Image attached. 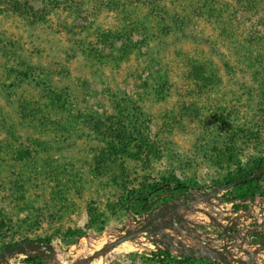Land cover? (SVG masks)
<instances>
[{"label": "rangeland", "instance_id": "obj_1", "mask_svg": "<svg viewBox=\"0 0 264 264\" xmlns=\"http://www.w3.org/2000/svg\"><path fill=\"white\" fill-rule=\"evenodd\" d=\"M263 159L264 0H0V252L50 239L70 264L140 217L137 197L154 208ZM225 192L221 213L239 205ZM139 241L102 264H221Z\"/></svg>", "mask_w": 264, "mask_h": 264}, {"label": "water", "instance_id": "obj_2", "mask_svg": "<svg viewBox=\"0 0 264 264\" xmlns=\"http://www.w3.org/2000/svg\"><path fill=\"white\" fill-rule=\"evenodd\" d=\"M263 175L264 164L247 177L219 184L209 191L168 192L166 196H173L172 200L159 204L149 211L144 210L142 215L133 219V223L121 234L93 253L78 257L70 264H91L127 241L142 243L143 241L138 242L141 238L153 243L156 250L169 251L190 258L211 260L221 264H264L262 257L264 221L258 222L256 218L246 220L256 216V209L253 206L258 200L264 201V195L260 193L250 198L230 201L232 206L234 202L248 204L238 210L232 207L221 213L215 209L224 203L221 200L223 192L233 189L241 182L258 179ZM155 201L149 202V205ZM198 204H204L205 207H199ZM262 209L264 211V207ZM194 213H203L210 219V223L217 227L213 232L216 236L212 233H199L198 229L205 226L188 219V216ZM246 245L254 249H248ZM17 255L41 257L42 264H61L57 260L55 247L48 241L27 240L5 248L0 252V264H15L11 260Z\"/></svg>", "mask_w": 264, "mask_h": 264}, {"label": "trees", "instance_id": "obj_3", "mask_svg": "<svg viewBox=\"0 0 264 264\" xmlns=\"http://www.w3.org/2000/svg\"><path fill=\"white\" fill-rule=\"evenodd\" d=\"M209 7H214V6H209ZM206 11H208L210 14L215 13L213 15V17L216 18V20L218 18H221L219 16V13H217V11H215V10H212L211 8L206 9ZM203 12H205V10ZM263 164H264V159L259 161V163H256L253 167L249 168L247 171H244L240 174H237L234 177H229L228 179H226V182L231 183V182H234L235 180H237L239 178L247 177V176L251 175L256 169H258ZM263 179H264V175L258 179L250 180L247 182H241L236 187H234L233 189L226 191L225 195L228 196V200H237V199L239 200V199L250 198V197L255 196L258 193H261L264 195V189L261 187V182ZM169 186H170L169 189L178 188L179 190H187L189 188V185H187V183L180 181V180H176V179ZM164 200L167 201V200H169V198H166ZM136 201H137L136 205H129L128 208L134 209L135 211H137L139 209H142V211L143 210L148 211L152 208V206H149L150 200L146 199V196L137 197ZM241 206H243V205L239 204L235 208L240 209ZM103 224H105V222H103ZM101 230H103V227H101L100 231ZM75 234H77V235H76L72 244H75L80 237V234L78 232H75ZM25 241H27V240H25ZM40 241H43V240H40ZM46 241L51 243L50 239H48ZM13 245H15V244L9 245L6 248L13 246ZM151 255L153 257H156V258L162 260V261L173 260L175 258L172 252L163 251V250L152 251ZM178 256L186 262H194V261L211 262L209 260L190 258V257H186L183 255H178ZM25 262L34 263V264H42V258L41 257H26Z\"/></svg>", "mask_w": 264, "mask_h": 264}, {"label": "bare ground", "instance_id": "obj_4", "mask_svg": "<svg viewBox=\"0 0 264 264\" xmlns=\"http://www.w3.org/2000/svg\"><path fill=\"white\" fill-rule=\"evenodd\" d=\"M114 238V236H107L105 237V239L103 241H97V242H89L91 247L90 248H87L85 249L84 253L82 254V257L83 256H86V255H89L91 253H93V251L95 249H99L101 248L105 243L109 242L110 240H112ZM129 242V241H127ZM131 243V242H130ZM126 245V242L119 245L118 247H116L115 249L111 250L105 257H102V258H99V259H96L95 261H93L91 264H102L103 262V258L106 259L107 256L109 255H113L116 251H118L119 249H121V247L125 246ZM126 247V246H125ZM131 247V246H130ZM124 248V247H123ZM262 256H264V254H262Z\"/></svg>", "mask_w": 264, "mask_h": 264}, {"label": "built area", "instance_id": "obj_5", "mask_svg": "<svg viewBox=\"0 0 264 264\" xmlns=\"http://www.w3.org/2000/svg\"><path fill=\"white\" fill-rule=\"evenodd\" d=\"M256 210H255V214L256 216L254 218H250L249 220H253V219H257L258 222H263L264 221V211H263V207H264V201L262 200H258L254 206H253ZM240 212V211H239ZM242 212V211H241Z\"/></svg>", "mask_w": 264, "mask_h": 264}, {"label": "crops", "instance_id": "obj_6", "mask_svg": "<svg viewBox=\"0 0 264 264\" xmlns=\"http://www.w3.org/2000/svg\"><path fill=\"white\" fill-rule=\"evenodd\" d=\"M243 206H241V208H242ZM250 218H248V220H249ZM247 248L248 249H251V250H253L254 248L252 247V246H247Z\"/></svg>", "mask_w": 264, "mask_h": 264}]
</instances>
